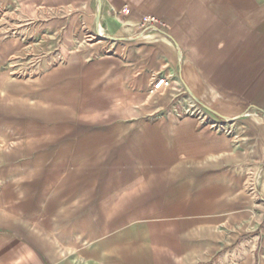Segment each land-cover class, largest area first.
<instances>
[{"label": "crops", "instance_id": "1", "mask_svg": "<svg viewBox=\"0 0 264 264\" xmlns=\"http://www.w3.org/2000/svg\"><path fill=\"white\" fill-rule=\"evenodd\" d=\"M0 264H264V0H0Z\"/></svg>", "mask_w": 264, "mask_h": 264}, {"label": "built area", "instance_id": "2", "mask_svg": "<svg viewBox=\"0 0 264 264\" xmlns=\"http://www.w3.org/2000/svg\"><path fill=\"white\" fill-rule=\"evenodd\" d=\"M123 12L126 13V11ZM160 25H162V21L158 17L154 15H147L140 21L138 25V30L142 32L145 30L153 29L156 26H160ZM169 85H170V81L166 77H158L153 82L149 91L151 93L156 92L163 87H168Z\"/></svg>", "mask_w": 264, "mask_h": 264}]
</instances>
